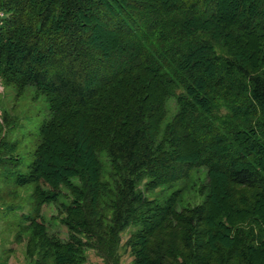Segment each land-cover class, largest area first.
Segmentation results:
<instances>
[{"label":"trees","instance_id":"obj_1","mask_svg":"<svg viewBox=\"0 0 264 264\" xmlns=\"http://www.w3.org/2000/svg\"><path fill=\"white\" fill-rule=\"evenodd\" d=\"M230 1L0 0V81L49 106L25 173L11 171L33 185L36 264H82L88 248L111 264L130 227L136 264H264V0L242 24L226 23ZM200 167L193 208L139 188ZM68 195L63 241L40 217Z\"/></svg>","mask_w":264,"mask_h":264},{"label":"rangeland","instance_id":"obj_2","mask_svg":"<svg viewBox=\"0 0 264 264\" xmlns=\"http://www.w3.org/2000/svg\"><path fill=\"white\" fill-rule=\"evenodd\" d=\"M157 1V0H156ZM232 0L224 4L226 23L242 24L252 21L254 15L260 10L253 0ZM241 5V6H240ZM233 17V20L230 19ZM98 44L108 38V33H100ZM170 117L175 103L169 102ZM49 117V106L46 98L38 93L34 87H28L23 94L18 95L13 86H6L0 81V145L4 146L0 154V261L5 259L7 264H36L37 257L29 256V242L32 231L27 229V217L32 213L31 199L33 185L16 187L12 172L25 173V167L31 162L35 151V145L39 136V128ZM169 120V119H168ZM167 121V120H166ZM19 143L18 149L6 152L13 144ZM21 164L16 166L17 161ZM207 170L203 167L194 169L189 179L182 180L172 186H161L155 190H147L144 180L139 188L144 195L163 203L168 197L180 191V197L176 203L177 211L193 208L199 205L207 194ZM65 192V191H63ZM66 194L70 193L68 191ZM66 196L60 197L56 203L43 205L41 208V220L46 223L49 234L66 241L69 238V230L61 223L63 214L59 213V205H66L70 201ZM71 197V195H70ZM138 228L130 227L121 232L116 247V257L111 264H136L132 250L134 234ZM85 261L82 264H105L96 250L88 248L85 253ZM264 262V257L256 262ZM44 264H53L48 260Z\"/></svg>","mask_w":264,"mask_h":264}]
</instances>
